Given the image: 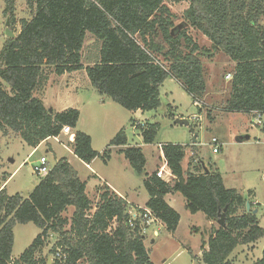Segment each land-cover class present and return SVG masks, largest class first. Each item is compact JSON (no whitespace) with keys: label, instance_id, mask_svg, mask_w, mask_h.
<instances>
[{"label":"trees","instance_id":"1","mask_svg":"<svg viewBox=\"0 0 264 264\" xmlns=\"http://www.w3.org/2000/svg\"><path fill=\"white\" fill-rule=\"evenodd\" d=\"M164 1L24 0L29 19L19 21V33L6 38L0 50L2 136L14 135L36 149L69 126L74 134L71 151L79 161L89 165L101 157L106 162L111 148L119 147L133 171L142 176V149L128 146L125 131L117 133L100 155L92 149L90 137L77 130L78 110L56 112L45 107L41 96L50 76L84 70L100 96L129 112H149L159 107V89L168 78L177 81L193 101H201L206 91L201 58L216 52L235 64L224 111L264 116V0H169L188 3L179 23ZM15 6V0H4L3 16L11 32ZM189 29L205 36L213 52L196 45ZM87 34L97 51L84 67ZM139 127L144 144H152L157 126ZM186 150L181 145H162L174 179L166 183L155 173L145 175V208L173 233L180 216L164 197L179 194L189 214L202 213L218 226L202 244L197 263L234 264L230 259L234 250L264 239V229L251 204L246 211L244 196L226 188L220 174L204 167L194 153L184 167ZM7 180L0 179V264H46L56 249L66 255V264H153L143 227L139 221L133 228L127 223L133 206L105 185L96 187L98 202L93 206L86 182L65 158L51 166L27 198L8 195ZM68 208L73 209L69 218L63 216ZM28 223L39 233L14 259L13 227ZM52 234L56 241L42 256ZM252 264H264V250Z\"/></svg>","mask_w":264,"mask_h":264},{"label":"rangeland","instance_id":"2","mask_svg":"<svg viewBox=\"0 0 264 264\" xmlns=\"http://www.w3.org/2000/svg\"><path fill=\"white\" fill-rule=\"evenodd\" d=\"M15 1L19 18L28 17L27 9L22 10L23 5L25 6L24 0ZM2 5L3 1L0 0V50L5 39L6 23ZM164 5L176 16L177 23L182 20L183 13L188 8V3L184 1L172 3L165 0ZM11 29L14 33L17 32L14 25ZM188 35L200 48L209 53L213 52L210 41L201 33L189 29ZM96 51L97 45L88 34L82 52L83 63L87 64L89 57ZM201 62L206 83V91L201 100L202 110L194 105L193 99L177 82L170 79H166L160 86L159 107L143 114H133L125 110L107 97L100 96L91 85L84 88L80 94L82 103L78 110L77 129L90 137L92 149L101 155L103 151L109 149L110 142L117 133L123 130L128 146L140 147L145 158L142 176L133 171L124 156L118 152L121 149L119 147L111 148L110 157L106 162L101 157L95 158L90 168L104 181L111 183L122 195L131 193L129 198L141 204L147 198L143 179L146 173H150L161 164L160 146L173 144L187 147L184 167L194 153L204 167L220 174L226 188L234 189L244 196L246 203L252 205L251 210L257 211L258 224L264 229V118L262 125H256L257 118L253 114L225 112V103L230 94V80L225 77L232 74L233 66L221 52L213 53L210 57L204 56ZM193 115H201V120L191 121ZM180 116L188 121V126L174 124V120ZM145 121L157 126L152 144H144L141 127L135 126L137 123L144 125ZM194 135L195 143L192 142ZM247 136L249 139H246ZM67 138L61 135L59 141L47 140L28 157L32 149L21 139L14 135L3 137L0 133V179L8 178L4 184L7 194H19L27 198L41 179L32 174L33 164L38 162L39 158L45 157L50 168L57 160L65 158L77 172L78 177L88 181L86 193L95 206L99 195L96 187L100 181L69 152L71 145ZM212 138H216L221 144L217 154L212 152ZM9 160H12V163ZM101 187L102 185H99L98 189ZM181 199L183 201V198ZM177 208L181 212V221L176 234L161 229L157 236H152L151 233L146 236L144 245L153 264H198L195 255L200 249L201 241L208 238L206 219L202 213L193 216L181 206ZM72 212L73 209L68 208L63 216L69 218ZM157 227L156 225L154 228ZM193 227H197L198 231ZM38 233L39 229L32 223L16 224L13 227L12 257L18 258ZM56 238L55 234L49 236L50 244L42 256L47 255ZM263 250L264 239H261L254 244L238 246L230 259L234 264H252L261 257Z\"/></svg>","mask_w":264,"mask_h":264},{"label":"crops","instance_id":"3","mask_svg":"<svg viewBox=\"0 0 264 264\" xmlns=\"http://www.w3.org/2000/svg\"><path fill=\"white\" fill-rule=\"evenodd\" d=\"M3 1V5H2V14H3V9H4V0ZM16 3V1H15ZM26 7L23 5V11H26L25 9ZM26 13V12H25ZM15 19H16V25H14V27H16L17 29V32H12L15 36H17V34L19 33V30H20V24H19V21L21 19H29V13H28V17H23V18H19L18 16V11H17V7L15 6ZM88 35V34H87ZM86 35V37H87ZM4 38L6 39V37L4 36ZM5 39L3 41V44L5 42ZM94 40V39H93ZM230 61V60H229ZM230 64L231 66H235V64L233 62L230 61ZM84 67L86 66V64H83ZM232 75V74H231ZM170 80H173L175 81L174 79L172 78H168ZM177 82V81H175ZM178 83V82H177ZM179 84V83H178ZM90 82L86 76V73L84 70H80V71H76V72H72V73H69V74H64L62 76H53L51 75L49 80H48V83H47V86H46V89L43 93V95L41 96V99L45 105L46 108H51L53 109L54 111L56 112H62L68 108H72V109H76V110H79L80 109V104L82 103V99H81V91L84 89V88H87L88 86H90ZM180 85V84H179ZM181 86V85H180ZM182 88V87H181ZM159 93H160V89H159ZM55 107H59V108H55ZM133 114H143V112L141 111H136V112H131ZM179 118H182V116H180ZM145 124L148 123V122H144ZM78 130V129H77ZM61 136V135H60ZM50 140V139H48ZM52 140V139H51ZM74 140V135L72 138H67V142L70 144L71 142H73ZM44 143V142H43ZM42 144V143H41ZM40 144V145H41ZM39 145V146H40ZM32 149V148H31ZM35 151V149H32L31 153L28 155V157L32 154V152ZM69 152L72 154V151L69 150ZM73 155V154H72ZM74 157V156H73ZM75 158V157H74ZM77 159V158H76ZM78 160V159H77ZM161 164H159L153 171H151L150 173H146V175H151L153 173H156L157 169L163 165L165 163V160H164V157H163V152H162V147H161ZM81 162V161H80ZM82 163V162H81ZM84 164V163H83ZM93 164V162H91L89 165H86V168H90V165ZM166 164V163H165ZM165 170L166 172H170V170L168 169V167L166 166L165 167ZM92 171V170H91ZM93 172V171H92ZM94 173V172H93ZM91 173V174H93ZM93 177L95 179H98L100 181V183L97 185H105L107 186L111 191H113L114 193H116L118 196L124 198L128 203H132V205L136 206V207H145V204L148 200V196L147 198L141 203H137L135 202L134 200H132L131 198H129L131 195V193L129 194H126V196L122 195L121 192H119V190H117L111 183L107 182V181H104L100 176H98V174L94 173L93 174ZM80 179V178H79ZM81 181H85L86 182V188H87V184H88V181L87 180H82L80 179ZM182 198V197H181ZM180 198V195L179 194H168L164 197V200L165 202L167 203V205L169 207H171L172 209H174L180 216V220H179V223H178V226L176 228V231L173 232L172 234H176L177 233V230H178V227H179V224H180V221H181V212H179L178 208L179 206H181L182 208L185 209V201L183 199ZM187 212V211H186ZM198 214H194L193 216H196ZM203 218L206 219V217L203 215ZM206 224L208 226V238L207 240H202L201 241V244H200V249L198 251V253L195 255V259H199L201 257V247H202V244L203 243H207L209 237L211 236L212 232L214 231V229H216L218 226H216L215 223L209 221L206 219ZM158 226L157 228H154L155 226ZM154 228V229H153ZM161 229H165V226L159 222L153 226H151L147 232H146V236L149 235L150 233L152 234V236H157L158 233H159V230ZM193 229L195 231H198V228L197 227H193ZM263 229V228H262ZM166 230V229H165ZM206 249V247H205ZM152 262V261H151ZM164 262V260H163ZM153 263V262H152Z\"/></svg>","mask_w":264,"mask_h":264},{"label":"built area","instance_id":"4","mask_svg":"<svg viewBox=\"0 0 264 264\" xmlns=\"http://www.w3.org/2000/svg\"><path fill=\"white\" fill-rule=\"evenodd\" d=\"M225 79L231 80L232 75L227 74ZM193 103L199 110H202L203 104L200 100L196 99L193 101ZM253 115H255L257 118L255 124L262 125L263 123L262 118H264V116H262L259 113H253ZM190 119L191 121H195V122L200 121L201 115H193ZM142 125H143L142 123H137L135 126H142ZM60 135L67 136L70 139L73 137L74 134H73L72 129L69 126H63L61 128ZM60 135L58 137H54L51 139L54 141H59L58 139ZM211 146H212L213 154H217L220 151L221 144L216 138L211 139ZM33 165L34 166L31 169L32 174L36 175L37 177H41V178L47 175L51 169V167L49 168L47 159L45 157L39 158L38 162H36ZM165 167H166V164L164 163L157 169L155 175L157 178L161 179L162 181L166 183H170L173 181L174 176L171 174V172H166ZM263 211H264V208H263ZM128 213H129V219L127 223L129 227H132V228L135 227V222L139 221V225L143 227V231H142L143 234H145L151 226L160 222L151 214L150 210L146 208L138 209V208L133 207L128 211ZM144 227H147V228L144 229ZM50 257L52 258V264H66V255L60 249H56L55 252Z\"/></svg>","mask_w":264,"mask_h":264},{"label":"water","instance_id":"5","mask_svg":"<svg viewBox=\"0 0 264 264\" xmlns=\"http://www.w3.org/2000/svg\"><path fill=\"white\" fill-rule=\"evenodd\" d=\"M9 27H10V23L8 20H6L4 35L6 38L13 39L15 37V35L9 30ZM174 124L188 126V121L186 119H183V118H177L176 120H174ZM246 139H249L248 136L246 137ZM192 142L193 143L196 142L195 135L193 137ZM9 162L12 163V160H9ZM246 210H247V212L250 210V204L249 203H246ZM256 213H257L256 210L252 211V214H256ZM46 264H52V258L50 256L47 257Z\"/></svg>","mask_w":264,"mask_h":264}]
</instances>
